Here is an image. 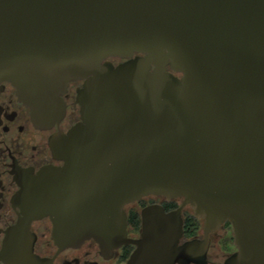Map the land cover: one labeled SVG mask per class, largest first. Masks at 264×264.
<instances>
[{"label":"water","instance_id":"1","mask_svg":"<svg viewBox=\"0 0 264 264\" xmlns=\"http://www.w3.org/2000/svg\"><path fill=\"white\" fill-rule=\"evenodd\" d=\"M72 81L81 120L51 140L64 164L21 183L0 264H50L30 229L44 217L60 248L195 261L197 241L179 246L188 205L206 232L232 223L227 264H264V0H0V84L37 126L65 117ZM149 195L182 204L145 207L130 240L125 207Z\"/></svg>","mask_w":264,"mask_h":264},{"label":"flooded vegetation","instance_id":"2","mask_svg":"<svg viewBox=\"0 0 264 264\" xmlns=\"http://www.w3.org/2000/svg\"><path fill=\"white\" fill-rule=\"evenodd\" d=\"M123 60H114L119 63ZM83 81H72L62 95L66 103L65 117L51 128L37 126L30 108L18 97L16 88L4 82L0 84V254L8 231L19 220L21 209L15 197L21 183L30 177L41 175L47 166H62L64 161L54 157L51 140L66 134L81 120L80 106L76 102L77 90ZM164 196L149 195L125 207L127 238L140 239L143 234V209L161 204L166 213L177 210L171 206L174 200ZM183 234L179 246L197 241L194 251L198 259L184 264H227L238 251L235 231L227 220L217 228L206 232L205 218L197 217L191 206L182 209ZM35 235L34 252L50 264H127L137 246L130 242L114 249H104L95 240H86L78 246L60 248L52 238V222L49 217L35 219L31 223ZM2 264H5L1 260ZM181 264V263H176Z\"/></svg>","mask_w":264,"mask_h":264},{"label":"rangeland","instance_id":"3","mask_svg":"<svg viewBox=\"0 0 264 264\" xmlns=\"http://www.w3.org/2000/svg\"><path fill=\"white\" fill-rule=\"evenodd\" d=\"M181 199L174 200L170 203L171 206L178 207L181 204Z\"/></svg>","mask_w":264,"mask_h":264}]
</instances>
